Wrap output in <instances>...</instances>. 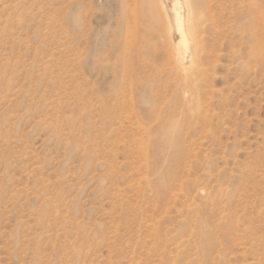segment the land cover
Returning <instances> with one entry per match:
<instances>
[{
  "label": "rangeland",
  "instance_id": "obj_1",
  "mask_svg": "<svg viewBox=\"0 0 264 264\" xmlns=\"http://www.w3.org/2000/svg\"><path fill=\"white\" fill-rule=\"evenodd\" d=\"M135 1L0 0V264H264V2L191 0L195 80Z\"/></svg>",
  "mask_w": 264,
  "mask_h": 264
},
{
  "label": "bare ground",
  "instance_id": "obj_2",
  "mask_svg": "<svg viewBox=\"0 0 264 264\" xmlns=\"http://www.w3.org/2000/svg\"><path fill=\"white\" fill-rule=\"evenodd\" d=\"M143 1L144 4L148 6V8H150L151 11L149 12V14L151 15V17L157 18V20L160 21L159 25L161 26L163 32V40L169 48V55L173 56L179 65L189 66L193 69V72L190 71L189 75H186V79L198 80L201 75L203 77L204 72H194V69L199 66L200 54L205 49L203 42L199 37V28L200 25L204 22V20L207 21V18H210V16L203 15V17L200 16L199 18V14H196L195 10L192 9L193 4L191 0ZM258 1L264 2V0ZM211 9L212 8L210 6L209 12H211ZM146 10L148 11V9ZM214 14L215 13H213V15L211 14L213 18ZM251 17L252 23L246 29L251 37V54L255 57L257 61H264V5L253 3V6L251 7ZM207 77L208 76H206V78ZM157 118L159 119V117ZM177 140L178 138H176L175 142H173L175 145L178 144ZM146 148H150V143ZM201 192L203 193L205 192V190L203 189ZM199 211L201 212V210ZM193 212V210H189V213ZM203 213L205 214V212ZM219 258L221 260V257ZM213 259L216 260V258Z\"/></svg>",
  "mask_w": 264,
  "mask_h": 264
}]
</instances>
